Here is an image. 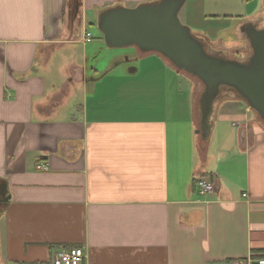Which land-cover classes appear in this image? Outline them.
Instances as JSON below:
<instances>
[{"label": "crops", "instance_id": "crops-1", "mask_svg": "<svg viewBox=\"0 0 264 264\" xmlns=\"http://www.w3.org/2000/svg\"><path fill=\"white\" fill-rule=\"evenodd\" d=\"M158 1L0 0V264L69 248L82 264L264 258V125L223 97L202 140L197 82L156 53L107 48L97 29L103 11ZM181 15L228 47L246 23L260 29L264 0H186Z\"/></svg>", "mask_w": 264, "mask_h": 264}, {"label": "water", "instance_id": "water-1", "mask_svg": "<svg viewBox=\"0 0 264 264\" xmlns=\"http://www.w3.org/2000/svg\"><path fill=\"white\" fill-rule=\"evenodd\" d=\"M186 0H159L135 8H112L97 18V29L110 49L135 47L141 53H156L179 72L202 85L198 98L202 140L210 135V118L220 96L240 99L264 125V29L253 23L240 28L249 42L246 61L209 53L207 46L179 20ZM3 194V193H2Z\"/></svg>", "mask_w": 264, "mask_h": 264}, {"label": "rangeland", "instance_id": "rangeland-1", "mask_svg": "<svg viewBox=\"0 0 264 264\" xmlns=\"http://www.w3.org/2000/svg\"><path fill=\"white\" fill-rule=\"evenodd\" d=\"M178 17H179L180 22L183 25H185L186 27H188L186 24L183 23L184 22L183 16L181 15V18H180V16H178ZM258 25H259L260 29H264V20L260 21ZM92 35H93V39H92L93 41L97 40V38L101 39V37L99 36L100 34H98V32H96V30H92ZM235 38L237 39V41L235 39L234 40L232 39V41H230V43H228V47H226L227 45L225 46L222 43H213V44H207L206 45L207 50L209 53H212L213 55L218 54V55L223 56V58H226V59L246 61L251 54V49H249V45L246 41L247 39H246L245 35L241 32H236ZM61 60H62V58H61ZM59 63H61L60 60H59ZM178 73H179L180 79L186 80V77L188 76L187 74H185L184 72H178ZM190 78H191V80L189 81L190 83H194V81L197 82L198 88H199V96H200V94L202 92V88H201L202 85L195 78H192V77H190ZM199 96H198V98H199ZM221 99H224L223 96H220L219 100H221ZM254 116L256 117V119L258 118L255 113H254ZM198 120H199V117H198ZM198 126H199V124H198Z\"/></svg>", "mask_w": 264, "mask_h": 264}, {"label": "built area", "instance_id": "built-area-1", "mask_svg": "<svg viewBox=\"0 0 264 264\" xmlns=\"http://www.w3.org/2000/svg\"><path fill=\"white\" fill-rule=\"evenodd\" d=\"M85 42H90L91 36L86 34L84 37ZM37 170L46 172L48 165L41 163L37 166ZM195 188L200 196H205L214 192L215 187L211 181L197 179L195 181ZM85 258V253L82 248H69L57 251L51 258L50 264H82ZM252 259L246 261H233L231 264H245L251 262ZM257 264H264V258L255 260Z\"/></svg>", "mask_w": 264, "mask_h": 264}, {"label": "trees", "instance_id": "trees-1", "mask_svg": "<svg viewBox=\"0 0 264 264\" xmlns=\"http://www.w3.org/2000/svg\"><path fill=\"white\" fill-rule=\"evenodd\" d=\"M241 41V40H240ZM247 41V40H246ZM245 41V42H246ZM247 43H248V45H249V42L247 41ZM249 49H250V45H249ZM233 100H238V101H241V102H243L242 100H240V99H233Z\"/></svg>", "mask_w": 264, "mask_h": 264}]
</instances>
